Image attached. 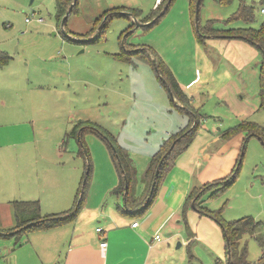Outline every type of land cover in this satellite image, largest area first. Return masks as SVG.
I'll return each mask as SVG.
<instances>
[{"label": "rangeland", "instance_id": "1", "mask_svg": "<svg viewBox=\"0 0 264 264\" xmlns=\"http://www.w3.org/2000/svg\"><path fill=\"white\" fill-rule=\"evenodd\" d=\"M160 1L164 0L156 4L155 0H78L76 11L64 26L65 33L55 19V0H0V51L11 57L0 68V231L5 226L1 234L9 233L8 219L13 222L9 202L23 191V186L36 190L35 196H41L49 207L47 194L57 186V177L74 180L75 194L85 182L89 163L86 193L93 197L117 178L106 140L90 131L93 126L99 127L103 135L111 134L129 150L139 184L161 143L187 124L188 116L172 105L170 94L150 63L116 58L129 45L151 47L184 81L196 77L185 89L192 106L199 108V126L182 152V188L191 170V190L202 183L203 167L198 168V164L206 153L197 159L195 168L190 170L192 165L186 163L195 155L199 143H206L204 150L215 154L223 143H240L239 135L229 140L222 136L236 123L248 120L264 128V110L260 109L264 87L262 53L233 35L206 39L203 33L209 21L217 29L257 28L264 18V12H259L264 8L261 0H245L255 9V21L250 25L228 20L238 0L226 4L201 0L198 29L195 13L189 16L190 0H173L155 24L146 25L152 20L141 19ZM117 5L125 6L128 12L134 9L139 15L131 20L114 17L101 28L100 37L97 31L89 35L97 17ZM127 10L114 8L108 13ZM137 23L145 25L137 27ZM199 35L205 43L199 41ZM74 129L76 134L68 136ZM80 143H84L86 151L79 148ZM105 151L109 167L102 159ZM12 180L14 189L4 191ZM201 198L207 209H219L225 221L251 216L260 222L253 236L244 234L240 238L247 245L246 259L255 262L261 255L257 237L264 239L262 140L247 137L233 183L212 197L206 190ZM198 215L200 223L210 221L218 227L220 234L216 235L205 223L198 224L211 240L222 245L220 226L208 216ZM193 223L182 217V238L175 236L166 242L160 264H215L217 257L224 258L223 247L216 252V248L209 247L213 246L209 240L194 236L197 233Z\"/></svg>", "mask_w": 264, "mask_h": 264}, {"label": "crops", "instance_id": "2", "mask_svg": "<svg viewBox=\"0 0 264 264\" xmlns=\"http://www.w3.org/2000/svg\"><path fill=\"white\" fill-rule=\"evenodd\" d=\"M156 2L158 0H155V4ZM110 7L126 9L125 6L118 5ZM109 10L112 8L105 11ZM188 12H190V8ZM127 19L131 20L132 17ZM166 65L184 92L195 81L196 77L188 81L180 79L171 66L168 63ZM239 144V142L223 143L221 149L214 154V152L204 150L206 143H199L195 155L190 156L186 163L192 165L189 167L191 170L198 164L197 159L201 160L202 155L206 153L202 163L198 164V168L203 167L201 184L212 182L226 176L234 168L240 153ZM121 147L126 149L123 145ZM182 152L175 158L173 165L164 176L155 198L147 208L143 209L142 205L128 208V210L123 206V196L112 192L118 183L116 175L117 178L109 181L106 187L94 197L90 193H86L81 208L73 220L45 230L30 231L18 237L1 234V231L5 230L4 226L0 231V264H160L161 259L164 258L163 249L166 242L175 236L182 238L183 200L194 183V172L191 170L188 172V179L182 188ZM104 154L102 159L109 167L111 157L108 156L110 154H106V151ZM186 169L188 168L186 167ZM14 183L15 180H12L10 184L6 185L7 188L4 191L13 190ZM23 187L22 192H14L19 195L13 196L15 198L9 202L11 206L14 200H38L42 214L63 213L69 210L74 204L76 192L79 189L73 194L76 187L75 181L63 176L57 177V186L47 194L51 202L47 207L41 196H35L37 195L36 190L31 187ZM138 187L141 190V195L138 197L140 200L145 192L142 175L139 184H137ZM187 217L190 221L194 220L192 227L197 233L194 235L197 239L209 240L213 244L209 247L216 248L215 251L219 253L223 247L225 252L224 241L221 245L218 240H211L199 228L200 224L205 223L210 232L217 235L220 234L217 226L210 221L209 223H200L201 218L194 208H188L183 219H187ZM196 220L199 221L196 222ZM135 221H138V225L132 227L131 224ZM14 223L13 216V222L8 219L6 228H11ZM98 227L102 228V233L97 231ZM156 234L160 235V240H155ZM103 240L107 244L105 250L100 248V242Z\"/></svg>", "mask_w": 264, "mask_h": 264}, {"label": "trees", "instance_id": "3", "mask_svg": "<svg viewBox=\"0 0 264 264\" xmlns=\"http://www.w3.org/2000/svg\"><path fill=\"white\" fill-rule=\"evenodd\" d=\"M172 1L173 0H171L168 7L163 11L161 16L157 18L152 24H155L166 13ZM218 1L221 4H226L229 3L231 0ZM71 2L72 0H55V19L58 25H60L61 18L67 11ZM166 2L167 0L160 1L156 8L149 15L145 16L141 20L144 22H148L155 18L162 11ZM190 2V12L192 15V13H195L196 0H190ZM77 4L78 0L71 13L76 11ZM261 4L264 5V0H261ZM113 10L114 9L109 11ZM109 11H104L95 20L94 24L96 26H93V28H95L93 31H90V33H88L89 35L96 31L97 25L101 22L103 16ZM129 11L134 17L139 15L138 11L132 9H129ZM118 16L131 18L128 15H110L106 19L102 28L104 29L111 19ZM228 20H242L247 25H250V23H253L255 21V9L251 4H247L245 0H238L237 9ZM204 28L205 29L203 30V33L207 35L205 36L206 39L221 34L233 35L234 38L243 39L249 42L254 47H256L262 53L264 59V18L257 28L247 26L244 28L229 27L227 29H217L214 28L212 21L207 22V25ZM102 31L103 30L99 32V37ZM198 38L199 41L205 43V41L203 40V36L199 35ZM128 47L129 48L125 49L122 48V50L115 55L116 58L129 63H135L136 60L150 63L155 69V72L159 77L162 86L165 87L168 93L172 95V105L175 106L180 112L185 113L188 116L187 124L183 127H180L177 131L172 133L166 140H164L163 143H161V145L159 146L158 150L150 157L142 175V181L145 184V192L140 200L136 196V184L138 182L136 176L137 173L128 150L121 147L116 142L115 137L111 134L104 133L103 135V132L101 131V129H99V127L93 126L90 130L95 133L98 132L106 140V145L108 147V151L118 177V183L112 189V192L123 196L127 209L136 208L138 206L140 207L142 205L144 209L147 208L155 198L157 191L161 185V182L168 170L173 165L175 158L180 154L181 151L186 149L188 144L194 138L196 130L199 126V108H194L192 106V98L184 92V90L176 81L170 68L151 47H147L146 45L144 47H140L138 45H129ZM10 58L11 57L7 53L0 51V66L5 65L10 60ZM261 70L264 71V61ZM260 95V109L264 110V87H262ZM75 134L76 132L74 129L70 131L68 136ZM237 135H239L240 138V152L242 150L243 145V151L245 150V143L247 141V137L257 136L264 143V128L252 121H240L236 123L233 127L227 129L222 136L224 139L229 140L233 136ZM178 137L179 139L177 140ZM172 143H174V146L172 149H170ZM79 148L84 149L86 151L84 143H80ZM243 155L241 157V161L238 163L240 157L239 153L234 168L226 176L216 179L209 183L201 184L199 187H193L192 190L185 197L182 206V216L185 218L186 211L188 210V208H192L191 203L192 201H194V209L199 214L208 216L220 226L225 242V252L223 259H220L219 257L215 259V264H264L263 238L257 237L259 246L261 248V255L255 262H249L246 259L247 245L240 242V238L244 234L253 236L257 226L260 223L259 221H256L251 216H245L239 219L225 221L221 217V212L219 209L209 210L202 205L203 201L201 197L203 192H205L206 190L209 191L210 196L212 197L219 194L227 186L233 183L239 173L243 160ZM162 159L163 161L159 167V163ZM158 167L159 174L155 177V171ZM86 172L87 173H85L84 175L85 182L80 185L78 191L76 192L73 206L63 213L42 214L38 200L12 201L13 216L15 223L14 226L7 229L9 231L8 234H11L13 237H18L30 231L45 230L56 225L62 224L64 222L73 220L77 215L78 211L80 210L84 196L86 194L87 181L91 172V163L88 164ZM154 181L155 185L153 190L151 191V186ZM11 231L12 233H10Z\"/></svg>", "mask_w": 264, "mask_h": 264}, {"label": "water", "instance_id": "4", "mask_svg": "<svg viewBox=\"0 0 264 264\" xmlns=\"http://www.w3.org/2000/svg\"><path fill=\"white\" fill-rule=\"evenodd\" d=\"M200 1H201V0H196V3H195V16H194V21H195V22H194V23H195L197 29H198V20H199L198 12H199ZM170 2H171V0H167V2L165 3L164 8L162 9V11H161V12H160V13H159L154 19H152L151 22L146 23V25H151V24H152L157 18H159V17L161 16V14L163 13V11L168 7V5H169ZM76 3H77V0H72V2H71V4L69 5L67 11L65 12V14H64V15L62 16V18H61V23H60V25H61V28H62L63 30H64V26H65V24H66V21H67L69 15L71 14L73 8L75 7ZM110 15H120V16L128 15V16L132 17V13H130V12H128V11H118V12L108 13V14L103 18L102 23L98 26V28H97V30H96L98 35H99V32H100L101 28L103 27V25H104L106 19H107ZM133 18H134V17H133ZM143 25H145V24H143V23H137V24H136L137 27H139V26H143ZM64 32H65V30H64ZM65 33H66V32H65ZM216 36H219V35H216ZM95 37H96V36H95ZM87 41H88V40H87ZM170 96L172 97L171 94H170ZM178 139H179V137L177 138V140H178ZM173 146H174V143L171 144L170 149H172ZM243 148H244V145H243L242 150H241V152H240V157H239L238 163L241 161V157H242L243 152H244V151H243ZM164 156H165V155H164ZM162 161H163V159L160 161V163H159V167H160ZM159 167H158V168L156 169V171H155V177L159 174ZM86 173H87V172H86ZM154 185H155V181L152 183L151 191L153 190ZM123 206L126 208V203H125V200H124V199H123ZM191 207L194 208V201H192V203H191ZM227 252H228V250H227Z\"/></svg>", "mask_w": 264, "mask_h": 264}, {"label": "built area", "instance_id": "5", "mask_svg": "<svg viewBox=\"0 0 264 264\" xmlns=\"http://www.w3.org/2000/svg\"><path fill=\"white\" fill-rule=\"evenodd\" d=\"M159 1V0H158ZM260 12L261 13H263L264 12V8H261V10H260ZM137 225H138V221H135V222H133L132 224H131V226L132 227H137ZM97 231L99 232V233H102L103 232V230H102V228L101 227H98L97 228ZM155 240H160V235L159 234H156L155 235ZM106 241H101L100 242V248H101V250H105V247H106Z\"/></svg>", "mask_w": 264, "mask_h": 264}]
</instances>
